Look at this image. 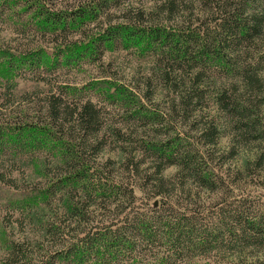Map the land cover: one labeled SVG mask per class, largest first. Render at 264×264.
Returning a JSON list of instances; mask_svg holds the SVG:
<instances>
[{
    "label": "trees",
    "instance_id": "1",
    "mask_svg": "<svg viewBox=\"0 0 264 264\" xmlns=\"http://www.w3.org/2000/svg\"><path fill=\"white\" fill-rule=\"evenodd\" d=\"M124 1L0 0V21L26 14L19 28L56 40L0 44V191L38 227L15 239L1 225L0 264H264V192H244L264 181V44L245 50L264 33V0H198L196 17L152 0L113 20ZM117 50L142 69L112 74L104 55ZM89 66L101 74L9 110L20 77L52 87ZM17 159L24 186L2 175Z\"/></svg>",
    "mask_w": 264,
    "mask_h": 264
},
{
    "label": "rangeland",
    "instance_id": "2",
    "mask_svg": "<svg viewBox=\"0 0 264 264\" xmlns=\"http://www.w3.org/2000/svg\"><path fill=\"white\" fill-rule=\"evenodd\" d=\"M80 1L81 0H52V3L55 7H73L74 5H77ZM152 2V0H126L122 2L120 8L112 11V18L113 20L118 21L123 20L128 17L130 13H132V11H128L131 9L135 10V12L148 11L152 7ZM182 6L183 11H185L183 15L185 16L188 14V12H191L192 17L200 16V14H202L201 8L203 7V5L200 4L198 0H183ZM180 9L182 8H179V11H176L173 14L175 20L178 21L181 19L182 16V11ZM3 19L4 17H2L0 21L1 45H9L19 50H24L33 46L40 45L46 48H51L52 45L56 43V40L54 38L36 32L30 25L27 26L26 29L19 28V26H17L16 20H19V22L22 23L28 22V17L26 16V14H17L15 21L12 19H5V21H3ZM79 36L80 35L76 33H69L64 37V39L73 40L75 38H78ZM59 40L60 38H58L57 42ZM248 44L249 45L245 47L247 53L254 52V50H256L258 46H262L264 44V33L260 41L254 43L253 45L252 43ZM104 60H110L111 64L109 69L111 70V73L123 79H128L132 70L139 68L142 69V67L138 66L139 62H137L133 54L122 50H117L113 53H105ZM100 74V70H97L94 67L90 66L86 67L85 72L65 69L58 72L54 76L51 75L52 77H50L49 79L51 80L52 87L48 86L42 81H38L37 78L34 79L29 77L28 75L20 77L18 79L17 89L12 92L15 96L14 101L10 106H8V108L9 110H13L16 109L19 105L23 106L25 103H28L30 101H34L38 104L43 101V98H45V96L49 94V92H54L55 90H58L57 86L62 83L80 85L90 77L97 76ZM7 112L8 111H3L0 114L1 117L5 118ZM108 156L113 157L115 156V153L109 150H106L102 153L103 159ZM20 160L21 159H17L14 162L10 163L9 166H4L5 169L3 170L4 172L2 173V175L8 178H16V184H23L24 186L30 180L32 181L33 177L30 176V167L28 165H24V163H22ZM172 170L173 169H168L167 173L170 174ZM35 180L40 181L41 178L37 177ZM262 181L263 180L259 179L256 184L247 186L246 191L244 192L250 191V193L254 195L262 194L264 192V183L262 184ZM6 185L7 184H5L3 187V183L0 182V187L2 186L3 188H7L8 186L5 187ZM3 191H0V226L4 225L11 234L12 238L25 239V236H27L28 238H33L38 227L36 225L34 226L28 223V221L24 220L18 213H12V211L8 210V207L5 205L6 191H4L5 193ZM12 191H14V189L9 188L8 192ZM261 197L264 198V195ZM33 247H36V245H33ZM4 255L5 251L0 245V262Z\"/></svg>",
    "mask_w": 264,
    "mask_h": 264
}]
</instances>
